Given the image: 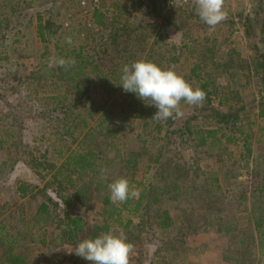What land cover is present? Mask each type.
Returning a JSON list of instances; mask_svg holds the SVG:
<instances>
[{"label": "rangeland", "instance_id": "1", "mask_svg": "<svg viewBox=\"0 0 264 264\" xmlns=\"http://www.w3.org/2000/svg\"><path fill=\"white\" fill-rule=\"evenodd\" d=\"M101 11L107 16L108 23L115 18L117 25L124 22H128L134 28L138 25H147L149 32L146 37L149 41L147 50L153 47L155 50L151 51L154 57L150 60L159 59L165 68L174 66L175 71L193 87L198 85L202 89V84L208 81L207 92L202 89L206 93V99L199 106L181 101L183 114L174 117L172 125L167 124V120H161L160 132L159 121L148 116L150 122L146 129H142L143 121L140 119L128 118L125 122L121 121L122 118L116 115V109L111 101H115L116 98L118 102L121 100V96L125 94L122 87L112 95L99 85L97 88L93 86L91 103L86 100V103L76 107L73 113L69 112L66 115L62 112L65 109V106H62L64 103H58L65 86L54 76L55 67L48 68L47 58L59 57L56 45H66L64 42L66 36L72 38L73 43L67 44L71 47L92 44L93 39L99 43L106 41V32L108 33L111 27L106 31L100 30L96 23L92 22L93 25H89L88 14L72 0H0V20L12 18L9 26H3L0 32V103H3L0 106V141L7 126L15 125L11 128L15 129L14 134L6 137L4 144L0 143V165L5 160L13 161L4 170L6 177L0 182L2 183L0 219L6 217L11 223H18L21 211V214L27 217L35 214L41 197H33L29 192L27 196H21L17 191V184L19 181L31 186L32 183H38L39 186L46 183L52 174L45 180H40V176L35 173L28 161L35 157L45 159L49 168H41L44 167V164H41L39 169L43 172L52 169L50 164L53 167L60 165L65 159L64 156L79 144L75 138L81 139L82 132L89 129L84 124L74 127L71 125L75 113L80 111L83 112L80 118H86L88 124L92 126H97L104 115L113 114L114 120H111L110 125L115 124L116 130L110 129L105 132V129H102L104 134L95 135L96 144L91 143L92 138L86 139V143L90 142L101 155L107 156L117 164L123 162V153L126 150L135 151L134 155L139 157L140 165L134 172L119 173V165L112 163L106 178H103L107 185L117 178L124 177L130 180L131 187L139 189L141 195L146 193L147 185L155 181L156 172L162 168L165 169L162 181H177L176 177H179L182 191L189 194L188 197L193 195L191 202L193 210L202 215L208 213L209 205L204 204L194 186L205 188L206 183L211 182L210 189L215 193L213 198L217 199L214 201L216 203L214 209L221 211L219 215L226 217L233 213L243 229L249 226L252 222V210L250 216L249 212L242 214L241 210L248 207L250 211L252 190L256 183H264V154L262 159L256 160L257 155L264 149V118L258 115L263 84L251 71V61L256 54L255 36L264 35V0H224L226 19L215 28H210L200 20L194 0H189L184 6L170 5L169 0H101ZM40 16L43 20L52 22L51 30L58 27L57 34L48 31L43 37L39 34L37 25ZM90 18H93L92 15ZM257 19L260 22L259 26L256 25ZM93 26L98 30L96 32L98 35L91 31ZM2 95L13 104L12 108L17 113L15 117L8 114L9 107L3 102L5 100L2 99ZM54 95H58L59 98H54ZM68 103L66 101L65 105ZM241 105H244L245 109L242 112L243 119L238 121V125L243 129L239 140L227 141L226 132L221 143L209 148L195 147L199 138L194 139L193 135L190 143L184 137L183 140L175 136L171 139L166 138V141L162 139L164 131L166 132L168 128L172 130L191 114L198 117L191 120L189 126L200 123L202 127H207L209 115L214 113V110L228 113L230 107ZM90 106L101 108L91 116L84 111ZM153 108L156 112L154 105ZM205 115L208 118L204 117ZM118 119L121 125H124L120 129ZM48 120L56 129H47L50 126ZM47 125L49 126L45 127ZM215 126L218 127V123ZM159 152L163 155L160 160L162 164L155 159ZM177 165L181 168H177ZM55 170L56 168H53L50 173ZM212 173L218 177L222 187L220 191L218 188L216 191ZM53 185L58 187L59 183ZM242 189L247 190L246 199L241 198ZM50 193L54 195V192ZM103 195L94 197L87 207L78 208L79 213L90 224L103 222L105 219L102 215ZM223 196L226 201L225 207L221 199ZM139 197L131 198L124 203L117 202L118 209L108 221L110 231L115 234L123 232L127 241L134 245L129 264H226L223 252L227 250L230 239L234 238L233 235H225V231L211 227H205L204 231L200 229L197 232H187L188 242L185 246L187 251H184L185 247L178 246V242L173 238L181 236L179 230L183 219L178 218L177 222L175 220L172 222L173 227L176 226L171 233L164 231L162 227L157 228V220L163 219L161 215L163 209L170 208L173 214H179V209L175 208L172 201H165L164 198L160 204L152 206L146 221V217L140 215L145 209L143 206L138 212L129 210L136 206ZM123 205L128 206L122 208ZM213 214L212 209L209 216L212 217ZM129 220L132 222L124 231L122 224ZM120 221L123 223L118 224ZM23 226V230L26 231L27 228L29 231L28 225ZM214 227L221 226L215 222ZM163 235L164 238H169L168 241L173 239L171 244L175 243V247L161 244L160 239ZM177 247L178 250H175ZM19 248L28 254L27 258L31 259L32 264L73 263V253L69 254L63 247L48 249L46 246L40 247L39 243L21 241ZM252 254L256 259L254 264H264L260 247L254 246ZM3 255L1 249L0 260L4 258ZM163 258H166L165 262Z\"/></svg>", "mask_w": 264, "mask_h": 264}, {"label": "trees", "instance_id": "2", "mask_svg": "<svg viewBox=\"0 0 264 264\" xmlns=\"http://www.w3.org/2000/svg\"><path fill=\"white\" fill-rule=\"evenodd\" d=\"M92 17L93 24H98L100 30L107 31L108 27H111L110 31L108 33L106 32L108 40L106 39V41H100L98 43L96 39H93L92 44L87 43L86 45H74L72 47L67 44L56 45L59 57H72L76 60L75 66L68 71H65L62 67H55L56 73L54 76L59 81H62L61 84L65 86V90L62 97L58 99V103H64L62 106H65V109L62 112L66 115H68L69 112L73 113L75 108L86 103V100L91 103V90L93 86L97 88L99 85L105 88L109 94H115L116 90L122 87L120 85V77L122 74L121 69L124 64H130L132 61L138 59L150 60L154 57L151 55V51L155 52L154 47L147 50L149 43L146 38L149 35L147 25V27L138 25L135 26V28L128 22L117 25L114 17V19H112L113 22L111 21L112 23H108L107 16L101 11V9L94 10ZM11 20L12 18H4L0 20V32L2 31L3 26H9ZM51 23L50 20H43V17L40 16L37 28L42 37L46 34V31L57 34L58 27L51 30ZM256 25H260L259 19H257ZM91 28V31L94 33L98 31L95 26ZM96 34L98 35V33ZM255 38L256 43L254 46L256 54L251 61V71L263 84V90L261 91L262 93L258 103V115L264 118V35H256ZM152 45H154V43ZM153 62L163 67L159 59L158 61ZM197 75L200 76V74ZM208 85V81L202 84V89L206 92ZM209 96L210 94L207 95V99H209ZM121 97L122 98L119 102L117 101V98L115 101H111L112 106L116 109V115L121 116L122 122H125L128 118L140 119L143 121L142 129H146L149 126L148 122H150L147 118H152L156 113L153 105L149 104L151 101L141 100L137 98L135 93H125L124 96ZM54 98H59V96L56 95ZM2 99L5 100L4 95H2ZM66 101L69 102L67 105H65ZM3 102L9 107L8 114L14 115L15 117L17 113L15 109L12 108L13 104L7 100ZM2 105L3 103H0V106ZM100 108L101 107H98L96 109L90 106L84 111L93 116ZM244 109L245 106L241 105L239 107H230L228 113L214 110V113L209 115L210 121L207 122V127H202L200 123L189 126V122L198 117V115L191 114L189 118H185L180 124L175 125L176 127L172 130L168 128L166 132L164 131L162 139L166 141V138L171 139L174 138V136L175 138L177 137L181 139L184 137L188 140L187 142L190 143L193 135L194 139L197 137L199 138L197 143H195V147L206 146L210 148L211 146L221 143L223 135L228 132L226 140L234 142L233 140L236 141L241 139V132L243 129L238 125V121L243 119L242 112ZM53 110L55 109L53 108ZM82 113L80 111L75 113L71 125L74 127L84 124V126L89 129H85V131L82 132L81 139H78V137L75 138V141L79 144L64 156L65 159L60 165H54L53 167L50 164V168H56L53 173H50L52 172V169L46 172L39 169L41 164H44V167L41 168H49L45 159L41 157H35V159L28 161V164L32 166L35 173L40 176H38L40 180H45L48 175H52L43 186H39L38 183H32L31 186L23 181H19V183L17 182V191L20 192L21 196H27L29 192L33 197L40 196L42 200L33 216L31 215L27 217L21 214V211L20 216L17 219L18 223H11L6 217L0 219V250L3 249L4 252V258L0 260V264H32L31 259L27 258L28 254L19 248L21 241L39 243L40 247L46 246L48 249L57 247H73L72 249H74L80 240L84 238H95L110 231V224L108 221L113 215H115L118 207L116 206V203H113L110 199V191H108L107 184L103 182V178H101L100 169L106 168L108 170L113 161L107 156L103 154L101 155L100 152L96 150V147H92L91 143L96 144L95 135L97 133H102V129H105V132L110 129L116 130V125H110L111 120H114L112 119L113 114L104 115L97 126H92L88 124L86 118H80ZM204 117L208 118L207 115ZM174 121V118H169L166 122L167 124L172 125ZM106 122L107 125H105ZM48 123H50V126H45H49L47 128L48 130H51V128L56 129V127H52L50 120H48ZM216 123H218V127L215 126ZM160 124L161 121L158 123L159 132L162 128ZM12 126L15 125L7 126L8 128L5 130V135L0 143L4 144L6 141L5 138L14 134L13 131H15V129L11 130V128H13ZM118 126L119 129L124 126L121 125L119 119ZM236 131H240V133ZM56 133H58L57 130ZM219 133H222V135L219 136ZM102 134H104V132ZM231 134H235L236 137L231 136ZM89 138H92V142L86 143V139ZM206 150L208 151V149ZM134 152L135 151L132 150L127 152L126 150L123 153V162L121 161L119 164L113 163L114 165H119V173L134 172L139 168V157L134 155ZM263 154L264 149L257 155L256 160L258 161L262 159ZM157 156L158 157L155 158L156 161L162 164L160 161L163 156L162 153L159 152ZM12 163L13 161L9 162L7 160L1 163L0 182L6 177L4 170ZM177 168H181V166L177 165ZM164 173L165 169L162 168L156 172L155 181H151V183L147 185L146 193L140 195L139 199H137L136 206L133 207V209L130 208V211L138 212L143 206L145 209L140 212V215L146 217L147 221L148 213L149 210L152 209V206L160 204L165 198V201H172L175 208L177 207L180 213L173 214L171 213L170 208L163 209L161 212L163 219L162 221L157 220V228L162 227L164 231H169L171 233L176 226L173 227L172 222H174V220L177 222L178 218L183 219V223L181 224L182 227H180L181 229L179 230L181 236L173 237L178 242V246H186L188 242L186 239L187 232H197L200 231V229L204 231L205 227H211L218 231H225V235H233L234 237L230 239L227 250L223 252V260L226 264L256 263V259L252 256V249L256 245L261 248V256L264 257V183L255 184L252 190L253 195L250 211L248 210V207H244L241 210L242 214L249 212V216L252 210V222L249 223V226H247L248 228L246 227L243 229V227L239 225L240 221H236L237 217H235V214L232 213L223 217L219 215L221 211L214 209V206L216 205L214 201H217V199L213 198L215 193L210 189L211 186L209 184L211 182L206 183L205 188L196 185L194 186V189L197 191L198 196L204 201V204L208 203L209 205L208 213L198 215V213L193 210V204L191 206L193 195L188 197L189 194L185 193L184 190L182 191L179 177H176L178 178L177 181H162ZM212 178L215 181L214 184L216 186V191L217 188L218 191H220L222 187L218 182V177L212 173ZM128 181L130 183V180ZM57 182L59 183V186L55 187L53 184ZM1 185L2 183H0V194L2 189ZM49 189H52V191ZM34 190L35 192H30ZM50 192H54V195ZM101 194H104L102 198L104 212L102 215L105 219L102 220L103 222L90 224V222L79 213L78 208L87 207L94 197ZM241 198H247L246 189L245 191L242 189ZM129 199H131V197ZM221 199L224 201L225 207V196L221 197ZM127 206L128 205H123L122 208H127ZM212 209L214 211L212 217L214 218L209 216V212ZM131 222L132 220H129L126 224H122L123 222L120 221L118 224L124 225L125 231ZM215 222L221 227H214ZM23 224L28 225L29 231H27V228L26 231L23 230ZM150 225L152 227V224ZM39 232L41 233L38 234ZM127 234L130 235L129 232ZM151 237H153V235L150 236V238ZM161 239V244H168L175 247V243L171 244L173 239L168 241L169 238H164V235ZM162 249L164 250L165 248ZM162 249H160V251ZM175 250H178V247ZM184 251H187L186 247ZM163 259L165 262L166 258ZM57 264L60 263L58 262ZM72 264H91V262L82 259L73 253Z\"/></svg>", "mask_w": 264, "mask_h": 264}, {"label": "clouds", "instance_id": "3", "mask_svg": "<svg viewBox=\"0 0 264 264\" xmlns=\"http://www.w3.org/2000/svg\"><path fill=\"white\" fill-rule=\"evenodd\" d=\"M196 13L200 20L210 28H215L226 19L224 0H194ZM65 43H73L71 36L65 37ZM76 64L75 58L51 56L47 58L48 68L62 67L68 71ZM121 83L125 93H135L141 100L151 101L157 109L152 119L167 120L181 116V101L189 105L199 106L206 99V93L197 85L193 87L174 66L167 68L147 59H138L124 64L121 69ZM101 178H106L108 170L100 169ZM113 203H124L130 197L138 198L139 189L130 186L127 178L115 179L107 185ZM69 254L90 261L91 264H129L134 245L127 241L123 232L112 231L95 238L80 240L74 249L63 247Z\"/></svg>", "mask_w": 264, "mask_h": 264}, {"label": "built area", "instance_id": "4", "mask_svg": "<svg viewBox=\"0 0 264 264\" xmlns=\"http://www.w3.org/2000/svg\"><path fill=\"white\" fill-rule=\"evenodd\" d=\"M78 7L88 14V24H92V19L90 18L93 11L96 9H101V0H72ZM170 5H181L184 6L189 0H169Z\"/></svg>", "mask_w": 264, "mask_h": 264}]
</instances>
